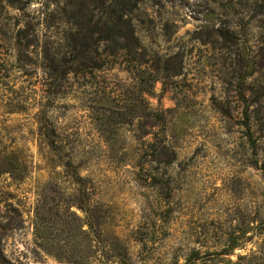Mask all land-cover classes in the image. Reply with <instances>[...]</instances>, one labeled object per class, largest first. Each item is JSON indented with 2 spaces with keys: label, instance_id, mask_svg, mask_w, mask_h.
<instances>
[{
  "label": "rangeland",
  "instance_id": "374dc122",
  "mask_svg": "<svg viewBox=\"0 0 264 264\" xmlns=\"http://www.w3.org/2000/svg\"><path fill=\"white\" fill-rule=\"evenodd\" d=\"M131 1L138 50L80 63L71 0H0V264H182L248 231L235 261L264 235V0Z\"/></svg>",
  "mask_w": 264,
  "mask_h": 264
},
{
  "label": "trees",
  "instance_id": "16d2710c",
  "mask_svg": "<svg viewBox=\"0 0 264 264\" xmlns=\"http://www.w3.org/2000/svg\"><path fill=\"white\" fill-rule=\"evenodd\" d=\"M88 0H71L72 16L75 17V26L79 27L76 36L70 35L65 41V55L70 54V61H79L86 50H94L105 44V59L115 57L118 53L128 54L138 50L139 40L135 34V28L132 23L133 4L131 0H97L100 9L99 21L91 22L88 18ZM136 2H134V5ZM100 25V26H99ZM99 26V31L103 36L93 38L95 32L93 28ZM98 32V30H97ZM224 36V32H221ZM85 47L84 50L78 48ZM61 55L59 60L65 59ZM175 67V66H172ZM68 70V69H67ZM156 76L153 75V81ZM243 124L247 129L250 145L254 147V140L251 139L250 124L251 115L248 112V106L244 109ZM258 234L264 233V219H261L255 226ZM248 231H242L236 234L232 232L227 238V246L218 251H206L201 253L199 250H192L185 258L182 264H264V235L261 238L257 249L249 254L237 255L235 261L223 260V255L230 254L231 250L239 246V240L246 236Z\"/></svg>",
  "mask_w": 264,
  "mask_h": 264
}]
</instances>
